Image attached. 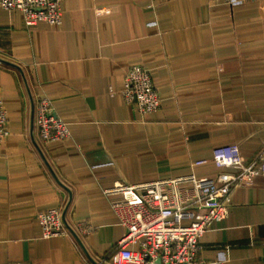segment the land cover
<instances>
[{"label": "crops", "instance_id": "crops-1", "mask_svg": "<svg viewBox=\"0 0 264 264\" xmlns=\"http://www.w3.org/2000/svg\"><path fill=\"white\" fill-rule=\"evenodd\" d=\"M62 10L61 24L27 28L21 10L0 3L10 131L0 142V264H112L124 231L112 203L137 196L108 193L117 182L236 172L264 150V0H63ZM132 64L152 72L155 113L124 99ZM40 96L69 138H41ZM259 167L231 188L229 215L203 235L200 258L264 264ZM65 201L67 233L44 237L38 213ZM82 220L94 229L82 233Z\"/></svg>", "mask_w": 264, "mask_h": 264}, {"label": "built area", "instance_id": "built-area-1", "mask_svg": "<svg viewBox=\"0 0 264 264\" xmlns=\"http://www.w3.org/2000/svg\"><path fill=\"white\" fill-rule=\"evenodd\" d=\"M211 1L234 5L253 0ZM62 2L0 0L4 8L22 11L27 28L41 21L52 25L61 24ZM122 93L126 102L143 114L155 113L161 108V98L152 72L141 64H132L127 68ZM35 112L36 125L44 141L62 140L71 136L67 122L58 115L49 97H39ZM8 121V111L0 95V142L10 133ZM205 161L198 160L194 164ZM262 161L264 150L259 151L250 162H239V170L236 172L205 177L191 172L177 177L151 178L135 185L117 182L107 190L108 193L137 191V196L112 203L124 231L109 261L112 264H224L221 260H205L198 256L202 248L201 239L213 224L228 217L231 188L251 182L261 173L259 163ZM67 202L38 213L44 237L67 233L64 220L65 209L70 203ZM185 220L190 221L185 223ZM77 225L82 233L94 229L88 220H82Z\"/></svg>", "mask_w": 264, "mask_h": 264}, {"label": "water", "instance_id": "water-1", "mask_svg": "<svg viewBox=\"0 0 264 264\" xmlns=\"http://www.w3.org/2000/svg\"><path fill=\"white\" fill-rule=\"evenodd\" d=\"M68 207H69V205L66 207L65 211L67 210Z\"/></svg>", "mask_w": 264, "mask_h": 264}]
</instances>
